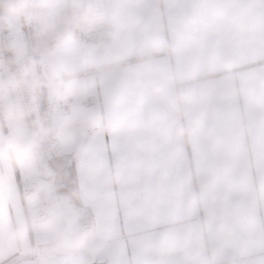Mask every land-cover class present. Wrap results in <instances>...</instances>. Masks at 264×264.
Here are the masks:
<instances>
[{
	"label": "crops",
	"instance_id": "obj_1",
	"mask_svg": "<svg viewBox=\"0 0 264 264\" xmlns=\"http://www.w3.org/2000/svg\"><path fill=\"white\" fill-rule=\"evenodd\" d=\"M100 1L139 22L44 45L58 139L35 162L6 151L32 134L0 81V264H264V0ZM63 2L26 14L46 30ZM101 227L99 254L73 246Z\"/></svg>",
	"mask_w": 264,
	"mask_h": 264
},
{
	"label": "built area",
	"instance_id": "obj_2",
	"mask_svg": "<svg viewBox=\"0 0 264 264\" xmlns=\"http://www.w3.org/2000/svg\"><path fill=\"white\" fill-rule=\"evenodd\" d=\"M95 2L104 10V2ZM74 37L84 45H103L109 40L108 24H82ZM50 44L46 30L28 14H0V81L7 109L28 134L43 136L41 143L47 147L58 139L54 116L60 111L53 107L49 91V57L44 45Z\"/></svg>",
	"mask_w": 264,
	"mask_h": 264
},
{
	"label": "clouds",
	"instance_id": "obj_3",
	"mask_svg": "<svg viewBox=\"0 0 264 264\" xmlns=\"http://www.w3.org/2000/svg\"><path fill=\"white\" fill-rule=\"evenodd\" d=\"M45 0H0V14L20 17L27 11L45 7ZM109 23L116 28L118 32L127 33L133 25L139 22L136 16L124 14L121 16H109L95 0H64L59 6L52 22L46 29L48 41L53 47L67 38L69 29L73 26L82 24H104ZM194 23V22H193ZM6 26V22H5ZM129 43L127 36L121 41L122 45ZM99 61L96 59L87 61V66L93 70L97 69ZM108 71L107 66L99 68L98 75L103 77ZM93 85V81H89L82 86V91ZM185 104L191 106L195 102V93L192 89H187L182 94ZM194 130V129H193ZM43 136L33 135L27 139H23L16 144L7 147L6 151L13 158L14 162L19 164L28 160L35 162L39 158L40 145ZM264 203V195L261 197ZM247 227L252 231H257L255 221H249ZM111 242L110 233L103 227L95 230L87 239H79L74 242L75 247H89L91 255H97L102 248ZM79 264V262H77Z\"/></svg>",
	"mask_w": 264,
	"mask_h": 264
},
{
	"label": "rangeland",
	"instance_id": "obj_4",
	"mask_svg": "<svg viewBox=\"0 0 264 264\" xmlns=\"http://www.w3.org/2000/svg\"><path fill=\"white\" fill-rule=\"evenodd\" d=\"M21 131H15L16 133H24V134H28L26 131L22 130V128H20Z\"/></svg>",
	"mask_w": 264,
	"mask_h": 264
}]
</instances>
